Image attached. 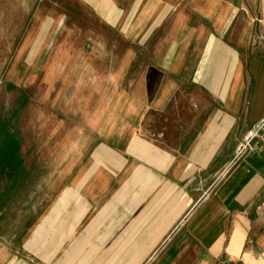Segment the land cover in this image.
I'll return each mask as SVG.
<instances>
[{
	"label": "crops",
	"instance_id": "obj_1",
	"mask_svg": "<svg viewBox=\"0 0 264 264\" xmlns=\"http://www.w3.org/2000/svg\"><path fill=\"white\" fill-rule=\"evenodd\" d=\"M76 1L90 50L35 14L19 53L55 76L54 103L28 140L19 106L0 116V264H262L264 139L238 149L264 118V62L224 41L236 9ZM147 66L163 75L149 102Z\"/></svg>",
	"mask_w": 264,
	"mask_h": 264
},
{
	"label": "rangeland",
	"instance_id": "obj_2",
	"mask_svg": "<svg viewBox=\"0 0 264 264\" xmlns=\"http://www.w3.org/2000/svg\"><path fill=\"white\" fill-rule=\"evenodd\" d=\"M222 1L224 5L229 4L232 9H236L237 16L228 26V33L231 32L230 30L238 33V38L234 37V35L230 37V34H228V38L224 37V41L228 40L229 43H235L238 39L240 40L239 52L241 60H243V54L246 56V51H248L251 56L252 53L254 54L255 61L264 62V0ZM82 13L84 11L78 6L76 0H0V116L6 115L9 111H16L19 108L18 115L21 116V120L18 126L22 136L27 138V140L28 128L34 125V122L39 118L38 110L48 109L50 104L54 103V100L50 99V95L53 93L51 81L55 76L52 73L51 75L48 74V71L43 69L32 68L31 63L29 66L23 62V55L19 51L25 41L28 40L26 28L28 25L31 27L38 26L34 17L35 14L48 16L49 18L55 15H62L63 40L66 43L71 42V44L80 46L82 43V48L90 50L93 42L88 39H80L79 35L71 30V26H73L72 19L67 18L72 16V14ZM12 22L15 25L18 22L21 23L19 26L16 25L15 31L14 28H11L14 25ZM13 32L14 34L16 33L15 38L8 36ZM51 40H53V37ZM85 59V56L80 54L77 62L81 63ZM59 72L61 74L63 71L59 70ZM68 72L72 73L71 75L77 76L78 74L79 77L87 78V71L83 70V68L79 70L73 69ZM162 76V73L152 66H147L144 69L145 95L148 102L153 100L159 92ZM111 89H113V86ZM23 98H25L24 103H22ZM44 102H48L47 107L44 106ZM120 105L122 107L123 103ZM17 106L19 107L17 108ZM121 110L124 111V106ZM117 115L118 112L116 113ZM263 120L264 118L255 124L254 129L248 131L241 139L239 145L253 134L255 136L250 139V144L254 140L264 139V129L260 128ZM112 121H114L113 118ZM30 129L33 131V128L30 127ZM34 131H37V127L34 128ZM247 150L249 149L239 154L240 157ZM248 264H251V262Z\"/></svg>",
	"mask_w": 264,
	"mask_h": 264
},
{
	"label": "built area",
	"instance_id": "obj_3",
	"mask_svg": "<svg viewBox=\"0 0 264 264\" xmlns=\"http://www.w3.org/2000/svg\"><path fill=\"white\" fill-rule=\"evenodd\" d=\"M260 125H261L260 128L264 129V120L261 122ZM254 136L255 135L253 134L250 138H246V140H244V142L241 145H239V149H238L239 154H241L244 150L251 148L250 139L253 138Z\"/></svg>",
	"mask_w": 264,
	"mask_h": 264
}]
</instances>
